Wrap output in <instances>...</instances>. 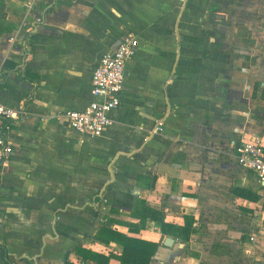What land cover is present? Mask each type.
I'll list each match as a JSON object with an SVG mask.
<instances>
[{"label":"crops","instance_id":"0c3cea01","mask_svg":"<svg viewBox=\"0 0 264 264\" xmlns=\"http://www.w3.org/2000/svg\"><path fill=\"white\" fill-rule=\"evenodd\" d=\"M30 1L7 0L16 29L0 37V66L16 65L0 102L26 112L5 126L0 264H80L81 247L121 256L103 227L159 243L151 264H264V187L236 153L264 133V0H43L29 13ZM127 35L139 47L113 125L82 135L65 116L92 103L94 69ZM139 200L180 228L193 217L195 233L131 231Z\"/></svg>","mask_w":264,"mask_h":264},{"label":"built area","instance_id":"2783aa9c","mask_svg":"<svg viewBox=\"0 0 264 264\" xmlns=\"http://www.w3.org/2000/svg\"><path fill=\"white\" fill-rule=\"evenodd\" d=\"M43 0H31L29 13L35 10ZM41 22V18L37 19ZM139 41L134 35L123 38L117 49L105 54L99 61L92 75V103L83 111H71L66 114L70 127L82 135L100 137L105 130L113 125L110 113L120 105V95L125 87L126 64L138 51ZM4 74L0 66V79ZM24 110L8 107L0 102V185L1 169L8 164L13 148L7 138L5 127L25 116ZM41 122H46L49 116H39ZM165 120L159 119L153 130V135L164 133ZM239 166L249 172H254L264 187V133L240 141L236 148ZM255 237H252V241Z\"/></svg>","mask_w":264,"mask_h":264},{"label":"trees","instance_id":"16d2710c","mask_svg":"<svg viewBox=\"0 0 264 264\" xmlns=\"http://www.w3.org/2000/svg\"><path fill=\"white\" fill-rule=\"evenodd\" d=\"M7 0H0V37L11 33L16 29V26L7 22V16L5 14ZM16 68L13 62L6 61L4 64V74L2 75V81L0 87H4L7 76L12 73ZM26 81L34 82L38 79V76L26 71L23 77ZM235 193L246 198H257L248 194L245 190H235ZM112 214H118L117 210L112 209ZM134 217L139 220L141 227H135V230L130 228L131 231L138 232L143 230L148 220L154 221L161 225V231L165 237L183 238L185 241H189L191 234L195 233L193 228L194 218L186 217L185 224L180 228L177 224L169 223L164 220L161 213L157 212L146 206L145 202L139 200L136 202ZM111 219V218H110ZM109 220V219H108ZM107 220V221H108ZM112 220V219H111ZM105 236H109V239L114 238L115 241L122 243L124 250L121 256L104 255L86 248H79L76 250V255L80 258V264H109L112 259H117L120 264H151L153 257L156 255L160 244L153 243L146 240H140L137 238H131L118 232L108 230L105 227L101 228L98 235V239L101 241L109 240L105 239ZM66 264H76L70 261L67 257Z\"/></svg>","mask_w":264,"mask_h":264},{"label":"water","instance_id":"95a60500","mask_svg":"<svg viewBox=\"0 0 264 264\" xmlns=\"http://www.w3.org/2000/svg\"><path fill=\"white\" fill-rule=\"evenodd\" d=\"M174 240L173 239H166L165 240V245L167 246V247H172L173 246V244H174Z\"/></svg>","mask_w":264,"mask_h":264}]
</instances>
